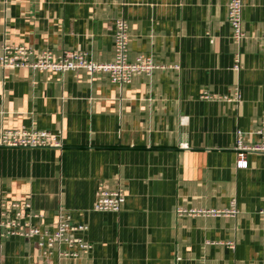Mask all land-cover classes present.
Returning a JSON list of instances; mask_svg holds the SVG:
<instances>
[{"label":"crops","instance_id":"0c3cea01","mask_svg":"<svg viewBox=\"0 0 264 264\" xmlns=\"http://www.w3.org/2000/svg\"><path fill=\"white\" fill-rule=\"evenodd\" d=\"M226 1L0 0V47L109 62L123 17L128 60L157 65L123 85L85 69L0 68V131L60 132L64 143L0 146V201L29 199L41 229L54 230L60 207L87 226L77 235L89 253L58 264H264V154L237 168L235 150L236 131L258 141L264 121V0H243L240 45ZM118 186V212L93 209L96 191ZM0 264L57 259L15 236L0 241Z\"/></svg>","mask_w":264,"mask_h":264},{"label":"built area","instance_id":"2783aa9c","mask_svg":"<svg viewBox=\"0 0 264 264\" xmlns=\"http://www.w3.org/2000/svg\"><path fill=\"white\" fill-rule=\"evenodd\" d=\"M243 0L226 1V19L231 28L232 39L240 45L245 37L242 20ZM128 25L123 17L114 21L113 59L109 62H95L88 58L84 51L68 50L53 55L50 51L36 52L25 45L3 44L0 47V68H30L32 70H53L65 72L75 69H85L89 72H103L113 83L120 85L129 83L133 74H149L157 67L150 56L137 55L134 60L127 58ZM233 70L241 68L240 51L234 54ZM203 97L210 98L208 94ZM239 92L235 91L234 99L239 101ZM260 139L252 143L243 141V132L236 131L235 150L236 167H246V153L264 154V121L255 131ZM64 143L60 132L36 130L28 128L1 129V147L25 148H59ZM124 191L118 186L115 189H100L95 193L93 209L96 211L118 212L124 202ZM236 213L234 203L230 209ZM264 214V210L262 211ZM39 214L32 208L29 199L0 201V241L15 236L26 239L36 238L40 257L46 261L55 254L57 264L64 258H80L89 253L92 245L83 236L77 235L87 230L85 224H74L69 215L62 209L58 210V218L54 230L41 229L31 223Z\"/></svg>","mask_w":264,"mask_h":264}]
</instances>
